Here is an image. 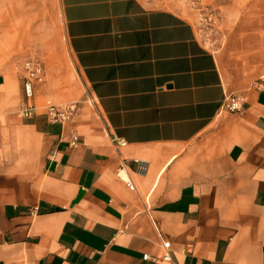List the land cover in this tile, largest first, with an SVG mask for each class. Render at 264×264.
Instances as JSON below:
<instances>
[{
    "label": "crops",
    "instance_id": "obj_1",
    "mask_svg": "<svg viewBox=\"0 0 264 264\" xmlns=\"http://www.w3.org/2000/svg\"><path fill=\"white\" fill-rule=\"evenodd\" d=\"M234 5L216 50L175 0H57L30 116L0 62V264H264V0Z\"/></svg>",
    "mask_w": 264,
    "mask_h": 264
},
{
    "label": "rangeland",
    "instance_id": "obj_2",
    "mask_svg": "<svg viewBox=\"0 0 264 264\" xmlns=\"http://www.w3.org/2000/svg\"><path fill=\"white\" fill-rule=\"evenodd\" d=\"M166 0H157L165 2ZM193 22L198 36L211 49L225 48L235 37L237 10L235 0H175ZM57 0H0V62L3 67L25 74L24 64L36 58L43 66L46 54L58 43ZM43 80L38 84L42 86ZM36 84V85H37ZM68 93L76 94L74 82L68 84ZM52 104L76 103L86 94L67 99L60 91ZM69 95V96H70ZM49 102V103H50Z\"/></svg>",
    "mask_w": 264,
    "mask_h": 264
},
{
    "label": "built area",
    "instance_id": "obj_3",
    "mask_svg": "<svg viewBox=\"0 0 264 264\" xmlns=\"http://www.w3.org/2000/svg\"><path fill=\"white\" fill-rule=\"evenodd\" d=\"M150 1L157 2V0H150ZM24 69H25V74L23 75V85H22L23 100H22V108L20 110V115L30 116L34 110V106L30 102L33 97L34 85L40 83L43 80V66L36 58H31L30 60H27L25 62ZM226 106L228 110L231 111L238 110L239 108L238 97L230 96ZM75 109H76L75 103H66V104L49 103L46 107V115L50 122L62 123L69 120L72 117L73 113L75 112ZM76 140H77V135L72 134L69 140V145L70 146L75 145ZM116 142L119 146L125 145L126 143L122 139H118L116 140ZM132 162L136 171L143 172L147 168L146 162L142 160L133 159ZM123 168H124V163L123 166L120 167L119 171L122 170ZM126 185L131 186V182L129 180H126ZM152 223L156 229V225L153 220ZM169 245H170L169 240H165V239L162 240V247L165 250L169 248ZM163 256L164 258L168 257L166 252L163 254ZM143 257L146 258L147 255L144 254Z\"/></svg>",
    "mask_w": 264,
    "mask_h": 264
}]
</instances>
